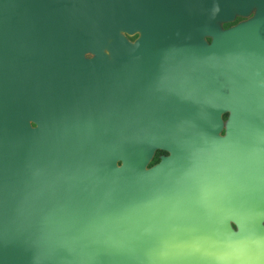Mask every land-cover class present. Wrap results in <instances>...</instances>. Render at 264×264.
I'll use <instances>...</instances> for the list:
<instances>
[{"label": "water", "instance_id": "obj_1", "mask_svg": "<svg viewBox=\"0 0 264 264\" xmlns=\"http://www.w3.org/2000/svg\"><path fill=\"white\" fill-rule=\"evenodd\" d=\"M0 264H264V0H0Z\"/></svg>", "mask_w": 264, "mask_h": 264}, {"label": "trees", "instance_id": "obj_2", "mask_svg": "<svg viewBox=\"0 0 264 264\" xmlns=\"http://www.w3.org/2000/svg\"><path fill=\"white\" fill-rule=\"evenodd\" d=\"M230 22H223L222 25L225 26L227 24H229ZM163 152L162 150H155L153 155L151 156L150 160L148 161V164L154 162L155 160H157V155L158 153Z\"/></svg>", "mask_w": 264, "mask_h": 264}, {"label": "flooded vegetation", "instance_id": "obj_3", "mask_svg": "<svg viewBox=\"0 0 264 264\" xmlns=\"http://www.w3.org/2000/svg\"><path fill=\"white\" fill-rule=\"evenodd\" d=\"M250 14H251V11H249V13H248L246 16H235L234 19H233L232 21H230V23H233V22H235V21H237V20L244 19L245 17H248ZM230 23H229V24H230ZM229 24H227V25H229ZM227 25H225V26H227ZM222 26H223V25H222ZM224 115H225V113L222 114V117H224Z\"/></svg>", "mask_w": 264, "mask_h": 264}, {"label": "rangeland", "instance_id": "obj_4", "mask_svg": "<svg viewBox=\"0 0 264 264\" xmlns=\"http://www.w3.org/2000/svg\"><path fill=\"white\" fill-rule=\"evenodd\" d=\"M222 25V24H221ZM129 39H132L134 36H135V34H131V35H126Z\"/></svg>", "mask_w": 264, "mask_h": 264}]
</instances>
